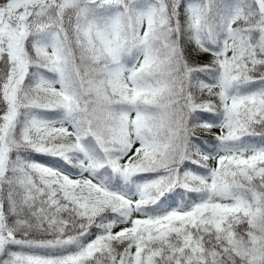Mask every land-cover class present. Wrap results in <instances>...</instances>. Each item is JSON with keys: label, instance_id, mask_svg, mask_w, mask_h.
I'll return each mask as SVG.
<instances>
[{"label": "snow or ice", "instance_id": "obj_1", "mask_svg": "<svg viewBox=\"0 0 264 264\" xmlns=\"http://www.w3.org/2000/svg\"><path fill=\"white\" fill-rule=\"evenodd\" d=\"M0 264H264V0H0Z\"/></svg>", "mask_w": 264, "mask_h": 264}]
</instances>
